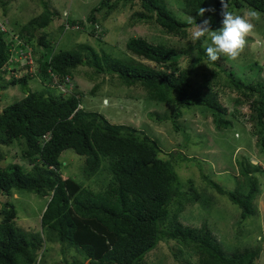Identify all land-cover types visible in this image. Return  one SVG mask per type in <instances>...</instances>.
<instances>
[{"label": "trees", "instance_id": "1", "mask_svg": "<svg viewBox=\"0 0 264 264\" xmlns=\"http://www.w3.org/2000/svg\"><path fill=\"white\" fill-rule=\"evenodd\" d=\"M48 2L41 0L43 11L26 23L0 30V93L18 84L27 88L20 99L0 105V161L5 158L4 149L17 144L20 158L27 164V167L19 161L0 164V195L8 198L15 189L50 197L41 214L40 231L18 226L13 203L0 200V264H43L47 243L54 242L75 247L79 258L65 264H145L146 254L168 239L181 245L178 252L185 255L184 264H260L258 245L236 247L228 253L206 225H185L176 212H171L176 201L179 210L182 209L186 195L180 188L176 162L193 157L185 156L182 150H173L169 154L175 156V152L177 158L167 159L157 141L144 130L131 124L111 123L97 111L78 106L83 103L73 71L80 65H88L96 75L115 74L124 86L142 88L147 101L173 106L170 117L175 129L179 127L176 119L191 108L209 114L217 130L230 127L232 122L226 115L235 118L236 115L219 101L206 72H198L200 60L207 58L202 45L206 38L169 44L134 36L126 41V48L134 57L125 58L103 48L98 52L84 42L72 50H55L48 33H41L37 42L34 39L36 32L46 27L56 14L48 9ZM132 2L141 6V10L132 14L135 21L158 25L169 36L183 39L193 26L177 16L165 0ZM182 3L183 12L196 23L207 17L210 27L215 29L222 21L220 0H214V11H206L203 16L197 11L200 7L209 9L208 0H182ZM228 4L232 12L249 7L264 14V0H228ZM97 19L94 15L87 17L92 24ZM66 22L84 26L82 19ZM13 30L21 41L18 47L24 51L31 47L37 65L35 72L28 65L26 70L14 65L13 40L7 38ZM90 35L102 41L105 34L101 28ZM182 57L191 61L189 69H182L177 63ZM257 61L264 62L260 58ZM208 62L218 67L211 75L221 79V73L224 74L225 84L240 94L243 100L236 98L235 103L248 102L252 134L264 152V81L254 78L245 82L218 62ZM6 65L16 66L20 74L9 75ZM194 73L202 75L197 84L192 81ZM66 76L73 83L71 92L63 93L50 85L54 78L63 82ZM34 78L40 88L31 90L28 82ZM183 139L187 141L188 134L184 133ZM66 149L85 157L82 181L63 176L59 171L62 165L59 157ZM236 164L245 184L230 191L217 184L215 187L237 204L241 218L245 219L255 213L253 199L260 190L257 173L264 174V167L251 163L247 157ZM99 170L105 175V182L95 191L87 182ZM173 256L177 258L176 253Z\"/></svg>", "mask_w": 264, "mask_h": 264}, {"label": "rangeland", "instance_id": "2", "mask_svg": "<svg viewBox=\"0 0 264 264\" xmlns=\"http://www.w3.org/2000/svg\"><path fill=\"white\" fill-rule=\"evenodd\" d=\"M213 1L208 0L209 9H213ZM40 2L41 0H0V22L4 28L7 29L8 26L14 29L18 24L26 23L43 11ZM47 2L48 9L55 11L56 14L46 27L36 32L34 39L37 42L41 33H48L55 50H72L84 42L91 44L98 52L103 48L114 56L125 58L134 57L126 48V41L134 36L143 37L154 43H193L190 39L193 26L188 28L186 37L179 39L167 35L158 25L135 21L132 14L141 10V6L139 2V4L133 3L132 0H107L106 3H103V0H47ZM165 2L180 18L188 20L191 16L183 12L182 0H165ZM112 4L114 7L110 8ZM248 9L251 8L243 7L233 12L242 14ZM89 15H94L98 18L97 21L90 23L87 20ZM67 19L78 21L82 19L84 26L66 27ZM254 23L255 30L248 37V46L240 58L231 61L221 57L216 61L220 67H227L237 78L245 82H250L254 78L264 81V62L257 61L259 58L264 60V14L261 13V19ZM220 26L221 23L215 29ZM99 28H102L105 34L102 41L90 35ZM13 31L9 36L15 34V30ZM202 45L205 47V40ZM200 62L202 65L198 67V72H206L211 89L217 93L219 101L229 113L234 112L236 115V118L230 114L226 115L232 122L228 128L217 130L209 114H202L198 109L191 108L184 110L183 115L176 119L179 127L175 129L170 117L174 110L173 106L147 101L142 88L124 86L115 74L111 76L103 72L96 75L92 73V67L80 65L73 71V78L82 96V107L97 111L111 123L131 124L144 130L148 136L157 141L163 149V154L166 153L164 155L167 159L177 158L175 152H173L175 156L169 154L173 150H182L185 156L193 157L191 160L176 162V171L181 180L180 188L186 192V195L181 210L177 201V205H172L170 210L178 214V219L183 224L197 227L206 225L228 253L236 247L258 245L261 252L257 262L264 264V174L257 173L260 190L253 199L255 213L245 219L241 218V210L237 204L215 187L217 184L230 191L241 186L244 177L239 173L236 161L247 157L251 163L264 167V152L260 149L257 137L252 134V123L248 120L250 115L248 102L235 103L236 98L241 99L240 94L225 84L224 74L221 73V79H215L211 73L218 70V67L209 63L206 57ZM177 63L182 69L191 67L188 57L178 59ZM192 79L193 84H197L202 81V75L194 73ZM96 85L98 86L92 93V88ZM28 88L31 90L40 88L35 78L29 80ZM26 91L27 88L19 84L9 86L0 93V97H3L0 105L5 106L20 99ZM184 133L188 134L187 141L183 139ZM4 150L5 158L0 161L2 166L11 161H19L27 167L20 158V147L17 144ZM59 159L62 163L59 171L63 176H71L82 181L84 156L75 153L72 149H66L60 154ZM99 171L87 182L90 189L95 191L100 190L99 187L105 182L103 179L105 175ZM13 190L12 196L6 198L0 195V200L8 199L13 203L17 211L15 222L18 226L29 231H40V218L48 197ZM258 236L261 239H257ZM47 244V250L42 256L43 264H65L72 262L74 258H79L73 246L67 247L59 242ZM179 247L181 245H177L172 239L160 241L146 254L145 264H184L182 257L185 255L178 252ZM174 253L177 254L178 259L174 258Z\"/></svg>", "mask_w": 264, "mask_h": 264}, {"label": "clouds", "instance_id": "3", "mask_svg": "<svg viewBox=\"0 0 264 264\" xmlns=\"http://www.w3.org/2000/svg\"><path fill=\"white\" fill-rule=\"evenodd\" d=\"M220 4V15L222 16V21L221 26L218 29L213 30L210 27L209 19H203L200 23H196L195 19L192 16L188 18V23L190 25H193L192 31L190 33V39L192 42H196L206 38L205 53L208 61L210 62H216L221 59V57H226L231 61H237L244 52L245 48L248 46V37L254 32V22L261 19V13L255 9H248L242 14L234 13L229 10L228 0H220ZM206 11L214 10L200 7L197 11V14L203 16ZM75 25L79 26L78 24ZM75 25L69 26H73V28H75ZM9 33L12 32L10 31ZM9 33L7 38H9ZM11 58L14 61V65L20 66L25 70L27 69V67L28 69H30L29 64L26 63L24 59L15 61L13 59V54ZM14 65L13 67L15 68H13L11 65L9 66L11 69H8L7 65L5 66V68L10 70L11 75L18 76L20 74V71H16L17 68ZM26 65L28 66L25 68ZM32 65L34 67L33 72H35L37 65L34 61ZM49 198L50 197H48V200ZM257 239H261V237L258 236Z\"/></svg>", "mask_w": 264, "mask_h": 264}, {"label": "built area", "instance_id": "4", "mask_svg": "<svg viewBox=\"0 0 264 264\" xmlns=\"http://www.w3.org/2000/svg\"><path fill=\"white\" fill-rule=\"evenodd\" d=\"M66 27H69L68 24H66ZM0 30L1 31H7L6 28L3 27L2 23L0 22ZM100 31V28L97 30ZM9 39H12L13 42L11 43V50L13 51V59L15 61L17 60H21L24 59L29 64V68L30 70H33V55H32V50L31 47L29 46L27 48V51H24V49H22V47L17 48L18 45L21 44L20 39L18 38L17 35L12 34L11 36H9ZM8 69H11L10 67H8ZM51 85H53L54 87H56L57 89H59L61 92L63 93H68L71 92L73 89V83L71 82V77L70 76H66L65 77V81L63 82H59L58 80H56L55 78L52 80ZM79 107H82V105H78Z\"/></svg>", "mask_w": 264, "mask_h": 264}]
</instances>
